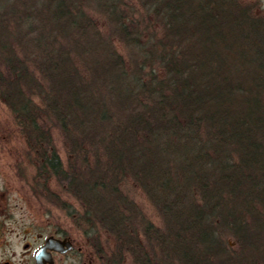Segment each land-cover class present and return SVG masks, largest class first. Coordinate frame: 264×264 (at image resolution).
<instances>
[{
    "label": "trees",
    "instance_id": "1",
    "mask_svg": "<svg viewBox=\"0 0 264 264\" xmlns=\"http://www.w3.org/2000/svg\"><path fill=\"white\" fill-rule=\"evenodd\" d=\"M3 16L0 87L12 106L10 92L30 78L26 60H13L16 23L41 64L36 94L85 154L84 178L74 172L68 183L85 221L112 228L119 251L131 245L142 264L226 253L222 227L240 240L244 263L242 239L264 229V18L239 0H0ZM49 149L37 145L39 177L64 181ZM125 180L164 218L160 229L142 228L148 255L129 232L125 212L136 206L119 189Z\"/></svg>",
    "mask_w": 264,
    "mask_h": 264
},
{
    "label": "rangeland",
    "instance_id": "2",
    "mask_svg": "<svg viewBox=\"0 0 264 264\" xmlns=\"http://www.w3.org/2000/svg\"><path fill=\"white\" fill-rule=\"evenodd\" d=\"M239 2L254 16L264 18V0H239ZM5 19L4 16L2 19L0 18V26L8 28L5 25ZM9 27L11 33L8 36L13 41L11 50L16 54V58L14 57L13 60L15 61L17 58L26 60L30 78L22 79L14 90L15 92H10L11 99L15 100L12 106L9 104V99L6 98L5 87H0V137H5L4 139L0 138V169L1 175H3L1 186L5 187V195L9 203L4 218L6 239L12 245L21 246L24 241H30L33 236L44 234L53 229V231L63 232L70 236L75 243L73 251L57 259V264H142L139 250L132 248L131 245L127 244L130 249L128 252L121 253L119 251L120 246L112 228H108L107 225L105 227L103 222L93 219L85 221V214L80 208V200L68 185L71 174L74 172H77L74 175L83 176L81 179L84 178L83 173H78V171L83 172L85 169L82 164L85 154L84 152L81 154L75 152L73 138L63 132L59 122L50 115L49 110H46L42 98L36 94L38 83H43L45 80H40L32 71L34 66L41 64L39 57H36L33 52L31 41L25 45L14 34L15 30L22 28L21 25L12 23ZM49 29L53 31L55 26H50ZM41 31L46 34L49 30L37 26V32L45 35ZM0 34L2 33L0 32ZM58 34L59 44H64L61 37L66 39L67 34H62L61 31H58ZM32 35H28L29 40ZM3 37L5 38L4 35ZM47 38L49 37L47 36ZM47 42V39L42 41L43 44ZM3 56L0 54V72L5 75L8 63L6 60L3 61ZM18 74L15 73L13 78L16 79ZM51 80L49 83L55 92L56 79L54 77ZM112 104L113 102H108L109 107L113 110ZM32 122L34 126L30 125ZM40 142L41 147L47 146L48 149L50 148L49 151L57 153L63 164L64 174L61 175L65 177L64 181L61 178H55L52 174L46 179L39 177L36 148ZM119 187L122 193H125L135 204V210H137V212L135 210L134 212H125V216L130 220L129 225L134 227L129 232L142 241L141 250L145 249V253L148 255L150 246L142 237V228L149 225L160 229L164 218L159 214L158 207L152 203L138 185L130 180H125L120 183ZM250 220L251 218L248 221L250 222ZM219 229L218 238L226 253L215 252L209 256L210 259L206 256L204 259L200 255L203 259L198 264H231V262L240 264L236 260L241 251L240 240L232 232L224 230L222 227ZM263 240L264 229L261 228L253 236L246 235L242 239L243 253L240 255L246 259V263L242 264H263ZM248 246L253 248L252 256L247 252ZM76 247H80V252L76 250ZM153 248L155 251L158 250L155 245ZM224 254L227 256L225 259ZM153 259L157 263L159 262L156 260L158 258ZM223 259L224 261H222ZM175 264L178 263L175 262Z\"/></svg>",
    "mask_w": 264,
    "mask_h": 264
},
{
    "label": "flooded vegetation",
    "instance_id": "3",
    "mask_svg": "<svg viewBox=\"0 0 264 264\" xmlns=\"http://www.w3.org/2000/svg\"><path fill=\"white\" fill-rule=\"evenodd\" d=\"M2 176L0 169V264H57V259L70 253L75 247L73 239L63 232L52 229L44 234L33 236L30 241H24L21 246L12 245L6 239L4 218L9 203L5 195V187L1 186ZM57 241L69 242L70 248L66 250V246L56 244ZM76 250L80 252V247H76Z\"/></svg>",
    "mask_w": 264,
    "mask_h": 264
},
{
    "label": "water",
    "instance_id": "4",
    "mask_svg": "<svg viewBox=\"0 0 264 264\" xmlns=\"http://www.w3.org/2000/svg\"><path fill=\"white\" fill-rule=\"evenodd\" d=\"M51 242V241H50ZM58 242V243H57ZM56 244H61V245H65L66 246V250L70 248V243L69 242H59L57 241ZM53 243V242H52ZM57 249V247H56Z\"/></svg>",
    "mask_w": 264,
    "mask_h": 264
}]
</instances>
